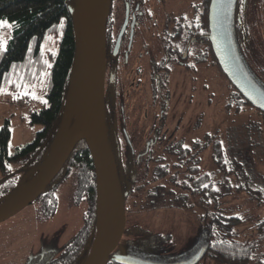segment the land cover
I'll return each instance as SVG.
<instances>
[{
  "label": "trees",
  "instance_id": "1",
  "mask_svg": "<svg viewBox=\"0 0 264 264\" xmlns=\"http://www.w3.org/2000/svg\"><path fill=\"white\" fill-rule=\"evenodd\" d=\"M73 4L74 0H0V21L8 22L11 26L9 43L0 51V92L24 93L28 97V92L41 86L46 98L44 108L31 113L32 122L41 125L32 142L17 147L10 154V122L6 121L0 129V201L19 189V176L25 177L24 181L33 177L32 173L42 166L55 141L76 51L70 13ZM209 4L210 0H207L206 22ZM239 22H264V0H236L233 16L238 53L250 75L264 89V27L245 38L240 33L242 27ZM257 36L259 40L255 38ZM247 42L253 43L255 47L244 48ZM51 43L58 45L57 52L45 48V45ZM211 55L215 58L213 52ZM217 67L226 81L218 84L219 92L223 93V90L226 93H223L225 98L221 101L225 119L214 130L201 132L190 140L182 139L183 142L175 145L174 156L170 157L173 161L169 160V164L173 162L174 166L165 172L153 171L152 185H155L156 191L144 193L145 185H132L128 181L124 185L120 179L126 199L127 218L137 213V210L140 215L147 216L150 215L147 213L158 212L163 207L178 209L183 206L190 209L196 203L203 208L198 218L203 225L205 247L197 255L195 264L204 258L211 259L212 264H264V216H254L247 210L227 204V200L223 202L232 190L227 185L231 179L245 178L243 168L246 161L251 167L254 156H264V149L259 146L258 140L261 135L253 131L258 126L248 127L246 122H242L246 114L255 113L264 124V113L244 98L219 64ZM245 108L253 111L245 113ZM192 128L197 127L194 124ZM109 140L120 175L122 162L116 157V147L110 136ZM127 152L124 153L128 157H123L124 164L130 162V154ZM208 153L212 155L216 170L224 175L217 182L202 168V159ZM13 163L21 166L11 168ZM66 183L73 186V203H86L83 224L58 256L54 257L53 252H45L35 257L38 264H83L89 255L97 230V194L95 169L85 141L77 144L60 174L36 201L42 202L41 211L44 215H54L59 201L57 191ZM158 193L166 194L161 197L167 200L166 204L156 205V197L153 195ZM190 197L193 201H189ZM132 207L138 208L130 211ZM151 232L149 227L144 230L136 225L131 229L126 228L124 236L127 233L133 236L129 241L132 244L127 245V251L132 254L123 256L145 255L144 258L159 259L169 247H175L172 235ZM119 256L113 253L107 264H121L117 260Z\"/></svg>",
  "mask_w": 264,
  "mask_h": 264
},
{
  "label": "flooded vegetation",
  "instance_id": "2",
  "mask_svg": "<svg viewBox=\"0 0 264 264\" xmlns=\"http://www.w3.org/2000/svg\"><path fill=\"white\" fill-rule=\"evenodd\" d=\"M146 1L111 0L107 20L105 81L107 128L116 147V157L122 162L119 177L124 185L127 181L132 185H145L144 193L156 191L155 185H152L154 170L165 172L174 166L173 162L169 164V160L173 161L170 157L174 156L175 145L183 142L184 138H193L184 136L189 128H181L183 119L190 116L184 109L186 103H180V98L186 92V84H190L192 89L188 101L190 105L195 99L193 93L201 78L202 68L208 67L209 71H215L219 64L210 40L209 12L208 22L205 21L207 0H191L192 14L189 16L183 12L157 21H145L142 18ZM118 3L124 11L121 20L116 18ZM142 22L163 24H147L145 36L149 33L151 37L142 40L144 36L141 34L140 41L134 44L138 36L137 28ZM239 23L242 27L240 33L245 38L264 27V22ZM153 28L155 34L150 31ZM255 38L259 40L258 36ZM154 44L155 48L152 47ZM250 46L255 47L253 43L247 42L244 48ZM149 48L155 49L154 52ZM217 73L223 77L219 70ZM175 104L181 113L175 111ZM194 124L199 129V120ZM124 149L130 154L127 165L123 163ZM161 160L163 163H158ZM159 195L153 196L157 200ZM189 201H193L192 197ZM42 205L40 201V212L46 218L41 211ZM21 247L18 242L15 255L10 252L8 259L18 261ZM35 257L24 264H38Z\"/></svg>",
  "mask_w": 264,
  "mask_h": 264
},
{
  "label": "rangeland",
  "instance_id": "3",
  "mask_svg": "<svg viewBox=\"0 0 264 264\" xmlns=\"http://www.w3.org/2000/svg\"><path fill=\"white\" fill-rule=\"evenodd\" d=\"M191 0H147L143 7L144 15L142 18L164 20L172 18L174 15L178 16L183 12L189 16L192 14L190 7ZM124 11L121 5L117 4L116 18L123 19ZM156 23L162 26L163 22H142L137 28L138 36L134 44H137L141 39V34L144 36L142 40L146 39L150 34L145 36L147 24ZM156 28V27H155ZM153 28L150 31L155 34L156 30ZM151 37V36H150ZM11 38V26L6 22L2 27L0 39L6 41L7 47ZM153 38V37H152ZM156 47V45H152ZM45 48L51 52H57L58 45L48 44ZM152 52L155 49L149 48ZM218 70L209 71L207 68H202L201 78L197 83L193 99L189 105V95L192 92L191 85L186 84L184 90L185 95L180 98V103L185 104L184 109L188 111L190 116L182 121L181 128L188 130L184 132L185 137L192 136L193 138L199 136L205 131H211L218 127L219 123L225 119V112L222 107V98H225V91L219 92L218 84L220 82L226 83L225 79L217 73ZM209 85H207V84ZM29 96L25 94L14 93L11 91L2 90L0 92V129L6 121L10 122L11 138L9 141L8 150L13 154L17 147H22L32 142L37 132L41 129V125L32 122L31 113L40 111L45 106V93L42 92L41 86L34 88L28 92ZM176 112L181 113V109L175 104ZM253 110L245 108V113ZM201 123V129H192L195 122ZM242 122H246L248 127L252 125L258 126L253 128V131L260 133V147L264 149V124L259 120L254 113L246 114ZM260 123V124H259ZM186 125V126H185ZM191 128V130H190ZM220 128V127H219ZM197 130V131H196ZM186 140H190L184 138ZM125 147V144H124ZM123 150V157L126 159ZM128 163V162H127ZM252 166H248L246 161L244 165V179L236 180L234 177L227 184L231 187V192L226 196L225 202L233 206H238L239 209L247 210L254 216H264V156L256 155L251 160ZM125 165H127L125 163ZM11 168H18L19 163H13ZM202 168L208 172L214 181H219L224 178L221 171L215 168V162L211 153L205 154L202 159ZM249 168V170L247 169ZM251 173V174H250ZM250 176L247 177V175ZM19 175V174H17ZM22 175V174H20ZM25 177H18L17 184L23 185ZM226 185V186H227ZM218 186H223L219 184ZM259 191V192H258ZM58 204L54 215L46 218L40 212L39 203H33L23 209L21 212L11 217L10 219L0 223V264H24L30 258L37 257L45 252H53L54 257L58 256L62 251L63 246L71 240L79 231L83 224V215L86 210V203L81 202L75 205L73 203V186L71 183L62 184L58 191ZM150 201V200H149ZM153 201V200H152ZM150 201V202H152ZM167 200L158 196L156 205L162 206L166 204ZM155 202V201H153ZM226 204V206H227ZM139 207V206H138ZM138 207L130 209L135 211ZM228 207V206H227ZM131 217L128 216L126 228L131 229L132 226H139L140 228H150L151 233H162L164 235H172L175 247H170L164 252L159 259L144 258L145 251L140 253L144 256L138 255L139 260L152 262L156 264H184L193 258L197 257L205 247L203 240V225L198 218L199 214L203 212V208L194 203L190 209L183 206L178 209L163 207L158 212L151 211L147 216H142L135 211ZM41 218V219H40ZM51 218V219H48ZM48 219V220H47ZM46 220V221H43ZM142 230V229H141ZM132 234V233H131ZM131 234L123 236V239L115 250L116 255H125L128 252L129 242L132 240ZM21 243V252L18 255V261L10 260V252L15 255L17 244ZM198 264H212L211 259L204 258Z\"/></svg>",
  "mask_w": 264,
  "mask_h": 264
},
{
  "label": "water",
  "instance_id": "4",
  "mask_svg": "<svg viewBox=\"0 0 264 264\" xmlns=\"http://www.w3.org/2000/svg\"><path fill=\"white\" fill-rule=\"evenodd\" d=\"M236 0H211L210 40L224 74L244 98L264 113V89L250 75L235 42L233 16ZM104 6L103 12L101 8ZM111 0H74L70 7L76 51L62 120L51 151L33 177L0 201V223L33 204L60 174L78 143L85 141L96 175V235L83 264H107L120 245L127 225L126 199L107 128L105 81L107 20ZM78 99L83 125L69 140L71 108ZM55 153L52 156V152ZM121 264H156L119 256ZM198 256L184 264H195Z\"/></svg>",
  "mask_w": 264,
  "mask_h": 264
},
{
  "label": "bare ground",
  "instance_id": "5",
  "mask_svg": "<svg viewBox=\"0 0 264 264\" xmlns=\"http://www.w3.org/2000/svg\"><path fill=\"white\" fill-rule=\"evenodd\" d=\"M103 10L104 6L101 8V12H103ZM71 119L73 120V123L69 133V140L73 139L77 135L83 125L82 108L78 99H74V101L72 102ZM54 153L55 149L52 152V156L54 155Z\"/></svg>",
  "mask_w": 264,
  "mask_h": 264
},
{
  "label": "snow or ice",
  "instance_id": "6",
  "mask_svg": "<svg viewBox=\"0 0 264 264\" xmlns=\"http://www.w3.org/2000/svg\"><path fill=\"white\" fill-rule=\"evenodd\" d=\"M6 22L0 21V27L5 26ZM6 45V41L0 39V51H3Z\"/></svg>",
  "mask_w": 264,
  "mask_h": 264
},
{
  "label": "built area",
  "instance_id": "7",
  "mask_svg": "<svg viewBox=\"0 0 264 264\" xmlns=\"http://www.w3.org/2000/svg\"><path fill=\"white\" fill-rule=\"evenodd\" d=\"M0 36H1V32H0Z\"/></svg>",
  "mask_w": 264,
  "mask_h": 264
}]
</instances>
